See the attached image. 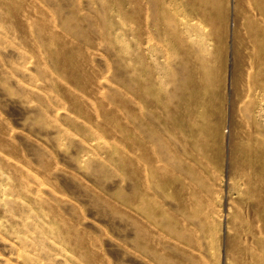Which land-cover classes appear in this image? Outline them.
<instances>
[{"label":"rangeland","instance_id":"rangeland-1","mask_svg":"<svg viewBox=\"0 0 264 264\" xmlns=\"http://www.w3.org/2000/svg\"><path fill=\"white\" fill-rule=\"evenodd\" d=\"M263 165L264 0H0V264H264Z\"/></svg>","mask_w":264,"mask_h":264},{"label":"bare ground","instance_id":"bare-ground-1","mask_svg":"<svg viewBox=\"0 0 264 264\" xmlns=\"http://www.w3.org/2000/svg\"><path fill=\"white\" fill-rule=\"evenodd\" d=\"M249 156V155H248ZM251 158V157H250ZM261 162H263V161H261ZM260 164V163H259ZM257 167V166H256ZM263 167H264V165H263ZM258 170H259V168H258ZM258 172H260V171H258Z\"/></svg>","mask_w":264,"mask_h":264}]
</instances>
